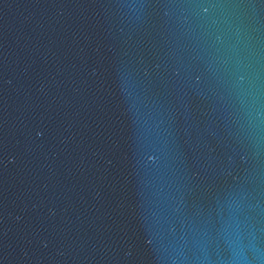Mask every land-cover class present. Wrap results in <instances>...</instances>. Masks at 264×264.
Listing matches in <instances>:
<instances>
[{"label": "water", "instance_id": "obj_1", "mask_svg": "<svg viewBox=\"0 0 264 264\" xmlns=\"http://www.w3.org/2000/svg\"><path fill=\"white\" fill-rule=\"evenodd\" d=\"M0 264H264V0H0Z\"/></svg>", "mask_w": 264, "mask_h": 264}]
</instances>
